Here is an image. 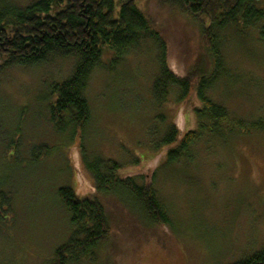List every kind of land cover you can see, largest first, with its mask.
I'll use <instances>...</instances> for the list:
<instances>
[{
  "label": "rangeland",
  "instance_id": "obj_1",
  "mask_svg": "<svg viewBox=\"0 0 264 264\" xmlns=\"http://www.w3.org/2000/svg\"><path fill=\"white\" fill-rule=\"evenodd\" d=\"M36 1L0 0V8H26ZM255 5L264 9V0ZM138 6L156 21L168 59L178 69L203 64L212 70V52L204 46L199 22L169 13L163 23L165 11L154 1H138ZM262 25L214 33L226 75L208 95L248 121H264ZM157 57L152 42L118 63L107 52L90 76L91 120L78 136L58 133L49 109L55 100L50 88L71 76L76 57H53L33 67L1 68L0 61V206L5 204L0 207V264H47L71 240L77 228L59 190L94 184L86 160L116 162L122 177L134 176L145 185L143 176L150 180L154 163L165 162L164 153L154 159L157 138L176 116H184L186 128L197 127L194 110L201 104L195 92L185 102L176 91L166 105L154 101ZM159 116L166 122L155 120ZM153 189L170 224L152 226L134 213L123 192L100 195L112 233L79 264H232L264 249V134H237L226 146L202 142L186 161L159 169Z\"/></svg>",
  "mask_w": 264,
  "mask_h": 264
},
{
  "label": "trees",
  "instance_id": "obj_2",
  "mask_svg": "<svg viewBox=\"0 0 264 264\" xmlns=\"http://www.w3.org/2000/svg\"><path fill=\"white\" fill-rule=\"evenodd\" d=\"M138 1L142 0H38L26 8L11 4L0 8L1 68L39 66L53 57L77 59L71 76L50 88L51 99L55 97L49 105L51 122L60 134L70 131L78 136L90 123L86 93L90 76L104 55L114 54L113 63H118L147 42L158 48L159 73L151 89L156 104L166 105L174 91L181 102L188 101L195 92L201 104L194 110L195 129L186 128L184 116L179 114L162 137L157 138L158 155L154 159L165 154V162L156 166L154 163L150 180L143 176L145 185H140L134 176L122 177L116 162L93 159L90 163L86 160L84 166L91 173L94 184L80 190H59L61 202L77 228L76 233L55 251L47 264H79L108 243L112 227L100 195L123 192L134 213L147 219L152 226L166 227L170 217L153 189L159 169L186 161L193 149L207 140H217L221 146H226L237 134H264L263 120L237 118L208 95L226 75L225 59L215 46L214 33L230 27L243 25L248 28L261 24L264 9L255 5L259 0H147L151 4L154 1L160 12L165 11L162 12L163 23L166 16L173 13L200 23L204 46L212 52L209 72L203 64H194L184 71L174 65L175 60L169 61L163 33L156 29V21L138 6ZM260 38L264 41V25L260 28ZM155 120L165 123L167 117L159 116ZM4 206H0L1 210ZM232 264H264V249Z\"/></svg>",
  "mask_w": 264,
  "mask_h": 264
}]
</instances>
